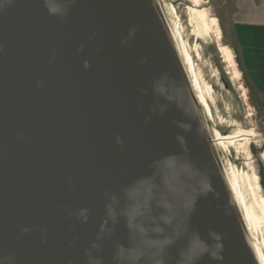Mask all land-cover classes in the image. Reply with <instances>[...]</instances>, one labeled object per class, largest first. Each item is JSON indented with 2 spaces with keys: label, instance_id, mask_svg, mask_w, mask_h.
I'll list each match as a JSON object with an SVG mask.
<instances>
[{
  "label": "water",
  "instance_id": "obj_1",
  "mask_svg": "<svg viewBox=\"0 0 264 264\" xmlns=\"http://www.w3.org/2000/svg\"><path fill=\"white\" fill-rule=\"evenodd\" d=\"M171 4L0 0V264H262Z\"/></svg>",
  "mask_w": 264,
  "mask_h": 264
},
{
  "label": "rangeland",
  "instance_id": "obj_2",
  "mask_svg": "<svg viewBox=\"0 0 264 264\" xmlns=\"http://www.w3.org/2000/svg\"><path fill=\"white\" fill-rule=\"evenodd\" d=\"M170 1L182 30L183 41L188 45L187 53L195 75L199 80H204V89L207 87L211 91L213 99L207 95L206 90L205 94L209 98V110L213 114L217 132L226 136L242 127L253 134V140L250 142V162L254 172L250 173L248 180L250 184L257 182L264 195V105L258 98V92L250 87L247 75L243 74L234 48L233 52L230 49V29L227 31L221 18H217L223 11L215 8V0H202L201 6L207 10L211 24V31L203 34L198 32V23L190 10L193 3L190 0ZM213 16L218 20L215 26L212 23ZM223 47L230 50L233 57L231 60ZM230 160L241 172L250 171L245 157L236 149H232ZM254 175L257 176L255 181Z\"/></svg>",
  "mask_w": 264,
  "mask_h": 264
},
{
  "label": "crops",
  "instance_id": "obj_3",
  "mask_svg": "<svg viewBox=\"0 0 264 264\" xmlns=\"http://www.w3.org/2000/svg\"><path fill=\"white\" fill-rule=\"evenodd\" d=\"M215 1V8L223 11L217 18H221L227 31L230 29L229 45L234 48L250 87L258 92L264 105V0Z\"/></svg>",
  "mask_w": 264,
  "mask_h": 264
},
{
  "label": "bare ground",
  "instance_id": "obj_4",
  "mask_svg": "<svg viewBox=\"0 0 264 264\" xmlns=\"http://www.w3.org/2000/svg\"><path fill=\"white\" fill-rule=\"evenodd\" d=\"M190 1L193 3V5L190 7V10L193 12L196 18V22L198 23L199 26L198 32L203 34L210 32L211 24L208 21L209 16L207 10L205 8H202L201 6L202 0H190ZM171 13L173 16L175 15L172 5H171ZM212 23L214 26L217 25L218 23V20L215 16L212 17ZM176 26L178 30L180 28L178 19L176 22ZM179 32L181 31L178 30V33ZM180 38L185 48L186 47L185 42L183 41L181 33H180ZM223 49L227 53L228 58L231 60L233 57L230 53V50H228L226 47H223ZM196 78L198 77L196 76ZM201 81H203V83L201 84L205 87L204 80ZM205 90L207 92V95L211 96L210 93L211 91L209 90V88L206 87L204 89V92ZM199 91H201V93L203 92L202 89ZM208 113L209 115L212 114V112H210L209 109H208ZM211 116L210 117L213 118V114ZM226 136H228L226 139H229L227 142L223 144V151L226 154V156L229 158L231 156L232 149H236L238 153L242 154L245 157L250 167L249 172H241L235 165L232 164L233 162L230 163L231 171L234 179L233 182L235 184V190H236L235 193L239 199V203L241 204L245 216L247 217L249 223L251 224V229L253 231V234L256 238L259 247L261 263L264 264V195L262 194V191L258 186L257 182L255 183L253 182L254 184L251 182L250 184L248 180V176L250 175V173L254 172V168L250 162L251 159L250 142L253 140V134L249 133L247 130L240 127L233 134H228ZM255 177L257 176L254 175L253 181H255Z\"/></svg>",
  "mask_w": 264,
  "mask_h": 264
},
{
  "label": "clouds",
  "instance_id": "obj_5",
  "mask_svg": "<svg viewBox=\"0 0 264 264\" xmlns=\"http://www.w3.org/2000/svg\"><path fill=\"white\" fill-rule=\"evenodd\" d=\"M85 66L87 67V63H86ZM214 239L217 240V241H219V240H220L219 235H216V236L214 237ZM211 247H212L211 245H206L205 248H204V252H209V249H210ZM215 247H216L217 249H219V250H222V247H223V246H222V244L217 243V244L215 245ZM210 255H211L212 258H214V259H216V258H221V257H218V253H217V252H211Z\"/></svg>",
  "mask_w": 264,
  "mask_h": 264
},
{
  "label": "trees",
  "instance_id": "obj_6",
  "mask_svg": "<svg viewBox=\"0 0 264 264\" xmlns=\"http://www.w3.org/2000/svg\"><path fill=\"white\" fill-rule=\"evenodd\" d=\"M232 49V48H231ZM233 50V49H232ZM254 91V90H253ZM262 104V103H261Z\"/></svg>",
  "mask_w": 264,
  "mask_h": 264
}]
</instances>
